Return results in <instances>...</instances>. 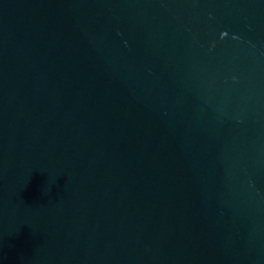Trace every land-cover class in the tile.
I'll return each instance as SVG.
<instances>
[{
	"label": "water",
	"instance_id": "1",
	"mask_svg": "<svg viewBox=\"0 0 264 264\" xmlns=\"http://www.w3.org/2000/svg\"><path fill=\"white\" fill-rule=\"evenodd\" d=\"M0 264H264V0H0Z\"/></svg>",
	"mask_w": 264,
	"mask_h": 264
}]
</instances>
